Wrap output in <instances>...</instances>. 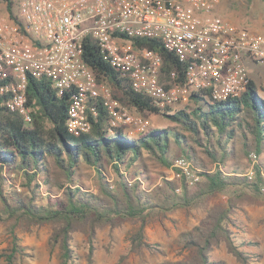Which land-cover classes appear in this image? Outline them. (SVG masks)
Listing matches in <instances>:
<instances>
[{
	"label": "trees",
	"instance_id": "16d2710c",
	"mask_svg": "<svg viewBox=\"0 0 264 264\" xmlns=\"http://www.w3.org/2000/svg\"><path fill=\"white\" fill-rule=\"evenodd\" d=\"M17 1L0 0V4L19 23ZM132 41L137 47L161 55L165 77L176 72V82L185 83V65L160 41ZM83 60L100 82L117 87L140 114L160 115L175 127L151 129L137 137L120 127L110 134V116L100 101L95 103L98 117L91 118V132L75 135L66 126L75 93L59 95L47 79L30 78L29 104L38 107L32 123L27 124L19 115L8 112L3 105L5 97L0 95V223L12 224L13 230L21 225H52L50 245L59 250V264H76L74 234L78 231L90 232L93 236L97 228H115L126 221L141 220L142 227L132 238L131 251L136 254H141L143 249L153 251V246L145 241V227L159 208L167 209V204L189 207L222 194L228 199L227 205L211 209L202 220L199 234L188 241L191 258L161 264H224L211 259L214 249L223 244L239 262L248 264L250 259L231 229L232 215L238 201L247 194L261 196V181H248L239 166L227 168L237 158L234 143L238 140L243 143L246 157L254 152L260 164L264 162V85L251 80L240 98L226 101L209 102L206 99L209 93L193 94L191 105L161 111L149 97L134 91L129 79L103 60L91 37L84 43ZM144 155L169 168H174L178 158L185 157L201 179L193 186L184 179L164 181L162 187L147 192L143 189L142 173L138 171ZM82 164L96 171L97 193L84 190L75 178ZM106 166L117 176L114 188L106 177ZM52 167L61 171L69 184L57 183L62 191L58 198H53L50 192L45 195L41 192L43 186L51 183ZM12 175L21 178L23 193L13 191L7 183L13 180ZM18 247L16 243L10 250L13 257L19 252Z\"/></svg>",
	"mask_w": 264,
	"mask_h": 264
},
{
	"label": "built area",
	"instance_id": "2783aa9c",
	"mask_svg": "<svg viewBox=\"0 0 264 264\" xmlns=\"http://www.w3.org/2000/svg\"><path fill=\"white\" fill-rule=\"evenodd\" d=\"M219 3L220 0H18L19 23L0 13L3 105L25 123H32L38 107L29 104V79H47L59 95L75 93L66 124L70 133L91 132V118L98 117L95 103L100 101L110 116V134L132 125L137 126V133L144 132L150 121L131 115L84 62L88 37L99 47L103 60L161 111L188 105L193 94L209 93V102L240 98L251 81L248 64L264 68V34L218 15ZM133 39L160 41L185 65V83L176 82V72L165 77L161 55L135 46ZM250 160L243 176L251 182L261 181L260 192L264 195V162L260 164L254 152ZM174 169V178L184 179L190 186L201 179L185 157L176 160Z\"/></svg>",
	"mask_w": 264,
	"mask_h": 264
},
{
	"label": "rangeland",
	"instance_id": "374dc122",
	"mask_svg": "<svg viewBox=\"0 0 264 264\" xmlns=\"http://www.w3.org/2000/svg\"><path fill=\"white\" fill-rule=\"evenodd\" d=\"M0 13H7L2 4H0ZM216 13L237 26L264 34V0H220ZM248 68L250 69L251 66L248 65ZM257 82L258 85H264V74L257 79ZM105 84L110 88L112 97L120 100L122 106L131 115L142 116L150 121L149 127L144 132L151 129L175 127V124L160 115L140 114L138 110L129 105L117 87L109 83ZM123 128H126L129 135L133 137L140 135L135 131L136 125L123 126ZM243 149L244 146L240 140L234 143L237 158L229 162L227 169L236 165L242 169L243 173L247 171L251 160L250 156H245ZM105 169L106 177L114 188L117 176L110 166H106ZM138 169L142 173L143 189L147 192H153L162 187L164 181L176 180L174 168L166 167L148 155H144L138 164ZM11 177L13 180L7 183L12 186V190L23 193L21 178L16 175ZM75 178L84 190L97 193V173L93 168L85 164L80 165ZM49 179L51 183L41 188L42 194L50 192L53 198L60 197L62 191L59 190L57 183L67 185L65 175L52 167ZM227 201V197L220 194L189 207L167 204V209L159 208L158 213L149 219L145 227V241L153 246V251L143 249L141 254L131 251L132 238L142 227L141 220L126 221L115 228L111 226L97 228L93 236L90 232L78 231L74 234V246L78 255L76 264H161L187 261L192 256L188 241L199 234L202 220L207 213L217 206H226ZM232 219L234 224L231 229L235 240L242 243L241 250L250 259L248 264H264V195L255 197L247 194L241 198ZM52 232L53 226L49 224L44 226L21 225L13 230L12 224L0 223V264H59V250L50 245ZM16 243L20 245L17 248L19 252L13 257L10 250L15 247ZM92 245L94 246L93 252L91 251ZM211 259L224 264H242L228 252L224 244L214 249Z\"/></svg>",
	"mask_w": 264,
	"mask_h": 264
},
{
	"label": "crops",
	"instance_id": "0c3cea01",
	"mask_svg": "<svg viewBox=\"0 0 264 264\" xmlns=\"http://www.w3.org/2000/svg\"><path fill=\"white\" fill-rule=\"evenodd\" d=\"M248 65L251 66V68L249 69V74H250L251 80H253L255 83H258L257 79H259L263 76L264 68L261 66L255 65L251 62Z\"/></svg>",
	"mask_w": 264,
	"mask_h": 264
}]
</instances>
